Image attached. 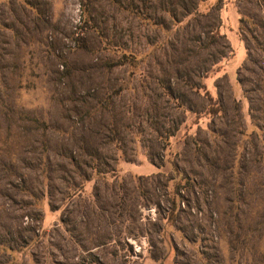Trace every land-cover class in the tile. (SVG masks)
Returning <instances> with one entry per match:
<instances>
[{
	"label": "rangeland",
	"instance_id": "374dc122",
	"mask_svg": "<svg viewBox=\"0 0 264 264\" xmlns=\"http://www.w3.org/2000/svg\"><path fill=\"white\" fill-rule=\"evenodd\" d=\"M191 2L0 0V243H10L0 264H264V89L257 65L240 73L239 22V11L260 13L220 0L227 51L208 41V16L175 24ZM244 36L259 60L262 40ZM223 52L202 80L223 114L197 117L208 102L195 88ZM90 109L115 141L104 153L118 159L115 178L69 179L57 158L69 150L63 131ZM170 135L185 178L172 220L169 191L148 180L160 172L150 153ZM23 220L21 242L8 229Z\"/></svg>",
	"mask_w": 264,
	"mask_h": 264
},
{
	"label": "trees",
	"instance_id": "16d2710c",
	"mask_svg": "<svg viewBox=\"0 0 264 264\" xmlns=\"http://www.w3.org/2000/svg\"><path fill=\"white\" fill-rule=\"evenodd\" d=\"M115 1V0H113ZM205 0H202V2ZM240 2H246L254 5V8H257V11L259 16H255L258 19L255 21L251 16H248L246 13H243L241 11L240 15V30L242 38L246 44V50H247V62L246 64L240 68V73L243 70L249 69L248 64H254L257 65L256 69L258 71V74H256L257 78L255 79V82L257 83V86L255 85L256 89L257 87H261L264 89V0H254L255 3H251V1L248 0H239ZM190 3V0H188ZM220 10H221V4L220 0H218L215 4L211 5L208 11L204 14L199 9V0H192L191 2V8L189 10H186V13L180 18L175 19L176 25H184L185 23H190V21L197 20L199 17H206L208 16L209 26H208V41H210L211 44H223L225 50H230V46L225 38L224 35L220 33V27H221V19H220ZM87 12V10H85ZM255 19V18H254ZM87 21V20H86ZM244 34L248 35L249 37H252L254 41H256V38H260L262 40L261 43L258 44L259 48L257 49L260 54H262V57L259 58V60L252 59L251 55V49L248 46L249 39L244 36ZM256 34V36H254ZM262 35V36H261ZM231 53V51L229 52ZM126 56V55H124ZM224 52L220 55L218 60H215L211 63L208 70L205 72V74L200 78L199 85L195 88L196 94L200 95L201 97L205 98L208 102L206 108L201 112H190L191 114L196 115L199 117L200 115H208L212 118L219 117L223 114L222 106L220 105L219 99H213L209 92L207 91L205 85L202 83V80L207 78L210 74H214L218 72L220 62L223 59H226ZM239 82L241 85H243V80L240 78ZM252 90H246L248 94H251ZM254 100L250 99V102L253 104ZM80 103L84 106L90 105V100L88 96H82L80 98ZM95 112H93L92 109H90V112H87L86 115L88 117V122L84 123L82 122L77 126V128H68L67 130L63 131L65 135H68V143L66 144L68 150V154L65 156L57 157L59 159H62L64 161V164L66 167H69L68 173L69 179H75L74 176L76 175L79 177L82 181L86 182L89 181L93 175L99 176V177H106L109 176L110 178L116 177V165L118 159L115 158L113 160V165L107 164L108 157L104 154L105 149L109 145H114L115 141L114 139H109L107 137L102 138V135L100 134V131H96L93 126L91 125L90 121L93 119L91 116L94 115ZM185 123L183 121L179 128L176 130L178 132L182 125ZM77 124V123H76ZM76 130L78 131L79 135L75 138ZM174 135H170L167 138L163 140L162 143V155L158 156L154 153H150V162L160 170L158 174L150 177L148 180L162 182L163 187L166 189V191H169V203H170V210L168 213V218L173 219L176 215V209L179 206V203L181 202V195H180V183L185 180V178L182 176V173L180 171V168L178 164L175 162L174 158L176 154L172 153L169 143V138L173 137ZM75 138V139H74ZM173 155V156H172ZM9 160V159H8ZM11 163L12 161L9 160ZM166 164L170 166L171 172L173 174V177H168V174H165L161 170L166 167ZM105 167V168H103ZM54 172V171H53ZM78 184L73 183L72 187H78ZM73 193H76L73 191ZM24 220L18 225V227L14 228V232L11 229H8L9 234H11L12 237L17 236L19 238V241L23 239V233L24 232H30L29 230V223H26L25 225ZM7 232V233H8ZM1 247L3 249L10 248V243L8 241H3L0 243ZM17 245V244H16ZM18 246V245H17ZM12 250H17L16 247H12Z\"/></svg>",
	"mask_w": 264,
	"mask_h": 264
}]
</instances>
